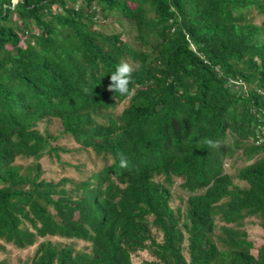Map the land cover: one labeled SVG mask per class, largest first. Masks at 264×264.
I'll return each mask as SVG.
<instances>
[{
  "label": "trees",
  "instance_id": "16d2710c",
  "mask_svg": "<svg viewBox=\"0 0 264 264\" xmlns=\"http://www.w3.org/2000/svg\"><path fill=\"white\" fill-rule=\"evenodd\" d=\"M254 12L264 0H0V243L38 244L24 264H264L244 229L264 228ZM121 60L135 69L127 97L108 91ZM65 135L75 149L55 145ZM44 158L80 178L48 179Z\"/></svg>",
  "mask_w": 264,
  "mask_h": 264
},
{
  "label": "rangeland",
  "instance_id": "374dc122",
  "mask_svg": "<svg viewBox=\"0 0 264 264\" xmlns=\"http://www.w3.org/2000/svg\"><path fill=\"white\" fill-rule=\"evenodd\" d=\"M253 15H255L254 19H255V23L259 24L262 21V18L260 16H257L255 13H253ZM122 110V106H119L118 110L116 111V113L118 114L120 111ZM56 129V128H55ZM63 145L69 149H75L77 147L76 143L68 136L64 137V139H60L59 141H57V144L55 145ZM242 151L239 150L238 154L240 156V158H238L235 163L236 158H230L228 160L225 161V167L226 170L229 171L230 173H234L235 170L238 167H241L242 165L245 164V160L243 159V157L241 156ZM76 159L80 160V163H84L86 164L87 168H91L93 166H95L96 168H99L102 165V162L96 158H94L93 156L90 157L87 153L85 152H79L76 156ZM63 160L66 161H70L72 160V157L67 156V155H63ZM233 161V163H235V168L230 167L231 162ZM43 165L44 171L46 172V177L48 179L53 178L54 180H59L61 178H63L64 176L67 177H74L76 179H79V175L75 172L74 169L72 168H67L66 170H63L62 168H60L58 163H54L51 162L49 159L44 158L40 161ZM74 164H77V162L75 160L71 161ZM20 164L24 165V166H28L31 163V160H20L19 161ZM237 182V181H236ZM238 183V182H237ZM188 194L184 193L180 190H178L177 188L174 189V195H173V201H174V205H180L181 208H185V206L187 205V199H188ZM260 221L253 218V219H248L246 220L245 223V227L244 229L247 230L249 239L254 243L255 245V249L253 250V253L256 255L258 252V249L264 244V228L260 226ZM55 243L58 244H71L75 247L76 250L78 251H82L84 249H88L90 250V244L80 241V240H69V239H63V238H59V237H50L47 238ZM160 239V238H158ZM1 244V243H0ZM4 248V250L0 251V261H6L7 264H24L27 262H30L31 259L34 256V253L37 249V245L33 247H30L26 250H19L15 247H13L12 245H4L1 244ZM151 261H153V258L150 256V254L143 252V253H139L136 256L133 257V263L134 264H149Z\"/></svg>",
  "mask_w": 264,
  "mask_h": 264
},
{
  "label": "clouds",
  "instance_id": "9594fccd",
  "mask_svg": "<svg viewBox=\"0 0 264 264\" xmlns=\"http://www.w3.org/2000/svg\"><path fill=\"white\" fill-rule=\"evenodd\" d=\"M20 0H14V3H19ZM255 13V12H254ZM256 14V13H255ZM257 15V14H256ZM253 16V15H252ZM255 15L253 16V21L255 23L254 19ZM262 18V16H260ZM264 21V18H262V21L259 23L262 25ZM257 24V23H255ZM135 69L131 64L128 62L121 60L115 67V71L111 73L110 77V84L108 87V91L118 93L120 96L127 97L131 94L132 89H130V84L132 82V75ZM66 137V135H65ZM120 167L126 168L127 167V161L123 158L121 154V161H120ZM181 180H177L175 182V185L171 186L172 194L174 195V189L177 188L179 190V186L181 185ZM184 193H187L186 191H183Z\"/></svg>",
  "mask_w": 264,
  "mask_h": 264
}]
</instances>
